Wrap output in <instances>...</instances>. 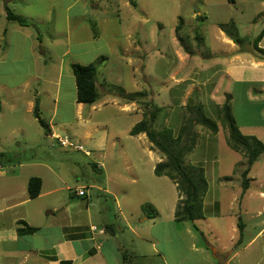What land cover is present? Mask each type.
<instances>
[{"label": "crops", "instance_id": "1", "mask_svg": "<svg viewBox=\"0 0 264 264\" xmlns=\"http://www.w3.org/2000/svg\"><path fill=\"white\" fill-rule=\"evenodd\" d=\"M64 1H68V11L76 12L77 6L80 15L85 14L86 11L89 13L86 10L87 3H82V0ZM19 3H29L31 7L29 14L11 10L13 5ZM42 3V0H0V123L3 121V116L18 110L19 92L24 93L26 97L24 107L19 112H23L24 119L28 122L31 116L38 121L33 112L37 101L40 116L47 110V103L42 101L41 95L51 98L52 114L48 121L45 120L49 125V132H46V137L49 139L47 143L50 147L61 146L52 138V133L63 135L71 131L68 134L76 141L90 143L93 147L99 148L101 160L94 162L93 166L102 173L103 177L97 178L91 187H96L106 195L112 196L117 202L120 213L123 214L120 198L113 192L116 191L115 188L117 191H123L124 182L139 180V175L131 170L136 159L147 157L150 175L155 176L156 165L165 158L157 149L152 148L145 133L131 134L133 126L139 122L137 103L142 99L133 101L125 99L127 103H131L119 106L125 114L135 113V120L128 122L123 133H129L133 138L135 136L137 140L135 143L142 142L144 148L140 156L141 154L135 152L129 143H122L116 133L110 134L107 131L106 120L102 122L93 120L90 108L86 109L85 103L78 102L73 70L72 73L65 72L61 64L54 81L55 93L49 90L47 84L51 82V78L45 62L42 63L45 51L42 49L43 41L37 21L42 22L45 16L49 17L53 14L55 5L50 3L44 10ZM220 5L222 7L204 13L205 18H212L217 23L216 39L227 49L211 53L217 59L211 66L205 64L204 60H198L197 56L200 53L197 51L194 54L189 51L180 53L179 66L174 68L166 79V82L169 81L172 102L168 104L174 105L167 113V125L179 132L183 123L182 107L188 103L200 104L204 114L210 111L216 119L205 114L206 116L216 122L220 121L219 108L225 101L226 95L230 100L236 99L239 91L233 85L237 83L245 87L247 104H254L260 116L258 122L247 118H242L241 122L238 118L239 130L243 135L255 136L264 144V33L259 40H256L264 29V0H236L235 3L226 0ZM7 10L23 16L30 24L21 25L9 18ZM196 12L198 14L195 18L200 16V11ZM222 15L227 17L223 18ZM231 20L234 21L239 32L236 35L237 39L229 35L222 26ZM94 37L98 35L95 34ZM196 37L199 44H203L202 37L199 34ZM57 41L58 39L55 40ZM65 42L70 48L84 47L82 40L71 41L69 36ZM136 50L138 51V48ZM73 62L89 63L82 60H68L67 67L69 65L71 68ZM205 68L213 71L207 74ZM34 80L40 81L39 87L32 89L31 84ZM218 95L221 98L217 101L214 97H219ZM179 96L182 98L177 100ZM203 103L208 105L203 106ZM24 123L25 121H20L8 126L3 125L0 128V143L8 138L11 140L15 132L24 133V129L27 128ZM217 124L219 130L216 133L208 131L200 133L197 148L194 153L192 152L189 160L196 166H203L208 182V190L203 198V217L196 219L195 222L200 220L206 222L207 228L217 236L218 240L221 239L222 233L219 226L227 224L230 233L227 243L214 246L202 232L206 237V247L198 246L193 241L189 246L180 235L183 242L174 246L172 253L176 255H171L169 252L171 246L167 242L173 240L172 229H175L173 223L177 222L175 217L177 200L176 204H171L169 207L167 219L162 218L163 211L159 204L151 200L149 203L157 208L156 216H144L135 224L127 222L129 230L139 239L138 241L132 235L120 236L121 227L109 220L110 218H105L101 225L95 224L92 208L96 203L89 199L90 186L80 184L74 187L68 184L70 181L65 177L61 166L56 164L53 166L36 151L35 145H39L41 137L31 136L27 131L25 137L17 143L30 145L29 148L35 151L33 155L26 158L20 156L19 158L24 160L7 167L3 166L2 162L5 151L0 150V165H2L0 167V264H63V261H67V264H140L141 261L148 260L152 252L162 253L157 246L158 239L161 241L160 244L163 241L167 244L168 252H164L162 256L168 257L170 264H231L234 259H238L239 264H264V248L258 242L261 238L264 240V151L251 166L245 179L243 171L247 167L246 154L230 146L225 135L227 129L223 128V124L218 122ZM100 127H105L104 134L93 139ZM221 145L232 150V155H229L232 160L226 166L223 165L219 152ZM48 155L52 156V154ZM86 155L89 156L90 153ZM118 158L125 166L126 174L110 168L111 161ZM240 163L243 164L242 168L238 167ZM258 163V167L254 169L253 166ZM32 177L41 180L40 193L36 197L29 195L28 183ZM158 178L168 177L163 175ZM174 185L177 187L176 183ZM80 187L85 188V195L77 193L76 190ZM181 197L179 195V200ZM239 219H242L244 224L241 241ZM148 222L152 223L145 226ZM158 223L169 225L160 226V231H154V226ZM28 226L36 227L37 230L20 233L19 229ZM94 226L97 227L96 230L93 229ZM249 228L257 230L247 236ZM186 231L191 238L194 237L189 228H186ZM144 243L151 244V247H144ZM207 248L213 252V255Z\"/></svg>", "mask_w": 264, "mask_h": 264}, {"label": "rangeland", "instance_id": "2", "mask_svg": "<svg viewBox=\"0 0 264 264\" xmlns=\"http://www.w3.org/2000/svg\"><path fill=\"white\" fill-rule=\"evenodd\" d=\"M42 2L44 10L50 3H54L55 5L53 14L49 17L45 16L42 22L37 21L39 34L43 41L42 49L45 51L42 63L45 62L51 78V82L47 84L49 90L53 94L55 93L56 84L54 81L61 64L65 72L69 71L72 73V68L69 65V68L67 67L68 60H82L96 63L98 65L97 81L100 82L98 83L99 96L94 104H86L85 107L86 109L90 108L93 120L101 122L106 120L107 131L110 134L116 133L121 138L122 143H129L135 152L141 154L140 156H142L144 148L141 144L142 142L138 141L135 143L137 141L135 136L133 138L129 133H123L128 122L135 120V113L133 112L132 115L130 113L125 114L120 110L119 106L122 107L125 104L131 103L126 102V98L129 95L142 92V95L139 96L142 100L137 103L139 122L136 124L143 121L149 124L152 120L151 113L156 111L157 116L155 117L154 129L156 130L158 139L164 142L165 137H168L164 133V130L167 126V128H170L167 125V113L174 106L168 104L171 102V94L169 93V81L166 82V79L174 68L179 66L180 53L189 51L194 54L197 51L200 53L197 56L198 60H204L205 64L211 66L217 60L211 53L216 50L222 51L227 49L216 39L217 23L212 18H205L204 13L210 9L222 7L220 4H223L226 0H82V3H87L86 10L89 11V13L86 11L82 15L79 14L80 10L77 6L76 12L68 11V1L42 0ZM30 9L29 3H19L18 5H13L11 8L13 12H24L25 14H29ZM196 11H200V16H197V18H195L196 14H198ZM222 17H227V15H222ZM179 24L181 27L177 29ZM232 32H235L236 35L239 34L235 25L232 28ZM95 34L98 37H94ZM197 34L202 37L203 44L201 45L196 37ZM68 36L71 41L82 40L84 43L83 50L68 47V44L65 42ZM56 39H58L57 42H55ZM137 48L138 51L136 50ZM68 50L71 52H68ZM78 53H81V55H77ZM102 55L105 56V59L98 61V57ZM207 68H205V71L207 74H210V71H213V69L208 70ZM39 82L38 80H34L31 88L33 89L38 86ZM233 87L239 91L236 99L229 102L231 110L233 113H236V115L233 114L236 122L238 118L241 122L242 118L258 122L260 120L258 108L252 103L247 104L248 99L244 95L245 87L237 83ZM18 97H20L18 110L12 111L7 116H3L0 128L3 125L8 126L20 121H25L24 124L27 128L24 129V133L15 132L11 140L8 138L5 142L0 143V150L5 151V157L2 161L3 166L10 167L18 164L24 160L19 158L20 156L26 158L35 153L34 150L29 148L30 145H20L17 143V141L25 137L27 131H29L31 136L41 137L39 145H35L37 146L36 151L38 154L46 158L53 166H61L65 177L71 182L68 183L71 186L75 187L80 184H84L86 187L90 186L89 191L91 194L89 199L96 203L92 208L93 222L101 225L106 220L105 218H110L109 220L116 222L121 227L119 231L120 236L130 237L132 235L137 241L139 239L129 230L127 222L135 224L144 216H156L157 208L154 204L149 203L151 200L155 201L157 205L159 204L163 211L162 218L164 219H167L166 215H168L169 207H171V204H176V200L178 201L176 209L179 205H182L186 195H182L177 183L169 176H167L168 178H158L156 173L155 176H151L148 165L149 160L145 157L136 159L134 166L131 168L134 173L139 175V180H136V182H124L123 191L119 190L120 192L114 187L116 191L113 193H116L118 198H120L119 203L123 210V214H121L117 207V202H115L112 196L106 195L96 187H91V185L95 184L97 178L103 177L102 173L93 166L94 162L101 160L99 158V148L93 147L90 143L76 141V139L68 134L71 131L63 135L70 136L74 143L82 144L83 148L90 152L89 156L84 151L75 149L74 147L64 148L65 146L62 147V145L50 147V144L47 143L49 139L46 137L44 127L34 120L33 116H31L32 118L28 122L27 119H24L25 115L23 112H19L24 107L26 97L22 92L18 93ZM181 98L179 96L176 99L180 100ZM214 98L218 101L221 97L215 96ZM41 99L47 103V110L41 114V117L48 121L52 114L51 106L53 101L44 94L41 95ZM94 105L96 106L92 107ZM206 105L208 104L203 103V106ZM177 106L181 109L178 103ZM157 107H159L158 110ZM182 108L184 109L182 122H187L188 119L193 117V113L187 107V104L183 105ZM205 114L215 118L210 111L205 112ZM217 122L222 124L221 120ZM223 128H225L224 125ZM194 129L198 133V137L202 131L212 133L202 123L196 124ZM104 132L105 127H100L98 132L94 134L93 139L103 135ZM173 132L174 135L178 133L175 130ZM141 133L146 134L152 148L157 149L166 159L164 153L150 140L148 134L146 132ZM225 133L228 141V130H225ZM196 148L197 144L193 153ZM219 149L223 165L226 166L232 160L229 156L230 154L232 155V150L226 148L225 145H221ZM193 153L191 152L184 156L185 164L189 169L190 166H196L189 160ZM48 154H52V156ZM110 164H112V167L110 166L112 170L122 171L123 174L127 173L125 166L122 165L119 158L111 161ZM258 165L259 163L254 165V169ZM0 166L2 167V165ZM242 166V163L238 165L239 168H242ZM174 183H176L177 187ZM179 195L182 196L180 200ZM150 223L152 222L144 225L148 226ZM168 225V223H158L154 226V231H160V226L167 227ZM173 226H175L174 230L171 227L173 240L167 242L171 246L169 250L171 255H176V253H172V249L174 246L179 245L181 241L183 242V240L189 246L190 242L193 241L198 246L206 247V237L214 246H221L230 239L227 224L219 226L222 230L220 240L207 228L206 222L202 220L197 222L177 221L173 223ZM186 228L191 230L195 238H191ZM256 230L255 228H249L247 236ZM202 232L205 233L206 237L202 235ZM156 242H158L157 246L162 253L153 254L154 252H152L149 259L141 261L140 264H170V259L168 257L163 258L162 256L164 252H168L166 242L163 241L160 244L161 241L159 239ZM258 242L264 248V240L261 238V241ZM145 246L150 248L151 244L144 243ZM186 252L184 251L183 253ZM208 252L213 255L210 249H208ZM231 264H239L238 259H234Z\"/></svg>", "mask_w": 264, "mask_h": 264}, {"label": "trees", "instance_id": "3", "mask_svg": "<svg viewBox=\"0 0 264 264\" xmlns=\"http://www.w3.org/2000/svg\"><path fill=\"white\" fill-rule=\"evenodd\" d=\"M230 3H235L236 0H229ZM9 18L16 20L21 25H29L30 22L21 15L14 14L10 10H7ZM182 24V20H181ZM224 30L235 39H237L235 32H232L234 28V21L231 20L228 23H224ZM231 26V27H230ZM180 24L177 26L179 29ZM264 33V29L256 40H259ZM98 61L105 59V56L98 57ZM71 68L76 79L77 84V100L85 104H94L98 100L99 89L97 83L98 65L96 63L81 64L78 62L71 63ZM137 93V92H136ZM131 94L126 99L127 101H133L142 95L141 93ZM230 97L226 95L225 101L220 106V120L224 127L228 130L229 137L228 142L232 148L238 151H242L247 156V167L243 171V176L246 179L251 166L256 162L260 154L264 151V144L258 140L255 136L243 135L237 122L233 116L230 107ZM193 113V117L188 119L187 122H183L179 132L174 135V132L170 128H165L164 133L168 135L165 137L164 142L158 139L156 130L154 129L155 117L157 112L151 113L152 120L148 124L146 122H140L136 124L131 134L136 135L141 132H146L150 140L164 153L166 159L159 162L155 167V173L158 176H169L174 182L177 183L180 192L185 194L182 205L176 209L175 217L177 221H195L196 219L203 217V198L208 190V182L204 173V169L199 166H190V169L185 164L184 156L193 152L197 140L198 133L194 127L196 124L202 123L212 133H216L219 129L217 122L210 117L206 116L203 112V107L200 104L191 105L187 104ZM159 107H157L158 110ZM39 103H35L34 115L38 119L39 123L44 127L46 132H49L48 123L41 118L39 113ZM168 139V140H167ZM246 187V183H245ZM41 180L38 177H32L28 183L29 195L36 197L40 193ZM240 229V241L242 239L244 224L242 219H239ZM37 230L36 227L28 226L25 229H19L20 233H31ZM63 264H67V261H63Z\"/></svg>", "mask_w": 264, "mask_h": 264}, {"label": "built area", "instance_id": "4", "mask_svg": "<svg viewBox=\"0 0 264 264\" xmlns=\"http://www.w3.org/2000/svg\"><path fill=\"white\" fill-rule=\"evenodd\" d=\"M51 136L54 138V140L56 141L57 144H60V145L65 146V147H74L75 149L84 151L86 154H89L90 153L88 150H86V149L83 148V145L82 144H80V143H74V141L68 135H62L61 136L59 134L52 133ZM76 191H77V193L79 195H85L86 194V190H85L84 187L77 188ZM93 229L96 230L97 227L94 226Z\"/></svg>", "mask_w": 264, "mask_h": 264}]
</instances>
